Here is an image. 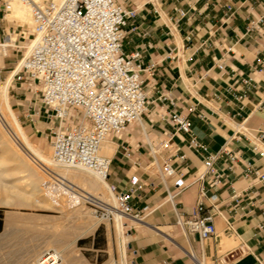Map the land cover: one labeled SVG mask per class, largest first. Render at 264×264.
Listing matches in <instances>:
<instances>
[{"label":"crops","instance_id":"obj_1","mask_svg":"<svg viewBox=\"0 0 264 264\" xmlns=\"http://www.w3.org/2000/svg\"><path fill=\"white\" fill-rule=\"evenodd\" d=\"M130 1L136 7V17L131 22L136 27L133 31L127 28L123 51L139 50L143 65L153 66V75L145 74L150 112H145L143 121L136 122L138 126L128 125L127 131L105 139L117 145V139L125 134L129 133L131 140L142 134L145 141L134 149L149 161L145 142L148 138L164 137L163 130L171 129L162 118L171 109L187 113L192 106L194 112L189 117L197 138L209 152H224L214 167L218 173L216 185L208 184L212 176L207 175L204 181L191 183L176 198L172 195L173 186L168 185L165 199L152 208H143L136 219H128L153 229L156 226L149 221L151 215L163 206L172 210L178 220L176 201L179 210L188 216L194 212L199 188L204 186L203 201L213 215L214 235L203 240L196 234L187 235V245L173 241L183 254L173 255L150 235L128 233L131 264H191L190 254L198 264L205 261L207 264H264V180L253 172L250 176L243 174L246 166L264 170V155L252 148L256 143L264 150V18L257 30L248 29L250 21L258 20L263 14L264 0ZM228 4H231L232 17H228ZM139 32L145 34L138 35ZM26 45L15 43L11 47ZM171 142L183 156H172L171 163L187 182L192 181L203 168V154L188 146L179 134H174ZM123 147L134 152L129 144L122 142L119 152L123 157L127 158ZM112 150L108 180L122 188L120 179L127 176L120 175L126 162L114 153L115 146ZM147 181H141L146 183L144 202L161 187L155 178L148 176ZM148 191L153 194L146 197ZM0 230L1 234L4 224ZM10 234L0 237V246H13L17 258L14 264H27L47 245V240L38 241L30 248L29 238ZM68 260V264H78L72 256Z\"/></svg>","mask_w":264,"mask_h":264},{"label":"built area","instance_id":"obj_2","mask_svg":"<svg viewBox=\"0 0 264 264\" xmlns=\"http://www.w3.org/2000/svg\"><path fill=\"white\" fill-rule=\"evenodd\" d=\"M21 1L31 7L32 30L28 49L12 74L14 84L38 85L40 104L57 122L50 135L54 164L87 169L108 179L111 158L99 154L100 142L109 134H119L131 123L142 121L149 103L145 74L153 75V66L143 65L139 50L123 51L128 29L133 31L136 27L131 25L136 7L130 0ZM226 8L228 17H232L231 4ZM262 8L263 14L258 20L250 21L249 30L259 28L264 18V6ZM4 39L0 38V50H4ZM3 68L0 67V80ZM193 112L192 106L187 113L169 110L162 119L171 129L163 130L164 137L148 138L145 142L150 164L158 166L164 184L173 186L175 198L194 181H204L207 175L212 176L208 184L216 185L215 163L224 154L223 150L209 152L197 138L189 117ZM174 134L183 136L188 146L203 154V168L190 182L171 163L172 156L183 157L178 148L172 147ZM252 148L264 155V150L256 143ZM123 150L128 156L130 151L125 147ZM135 164L140 166L139 161ZM42 171L48 178L43 180V186L59 199L93 205L107 218H113L114 211L138 215L139 209L133 208L132 201L143 183L133 175H129L122 188L109 185L115 198V205L111 206L81 189L53 166L44 165ZM252 172L264 180V170L257 171L251 166H246L243 174L250 176ZM204 196L205 188L201 186L194 212L188 216L178 208L185 234H196L202 240L215 233L213 215L203 201ZM43 256L48 257V253ZM191 260V264H198L196 258ZM49 261L52 263L53 259Z\"/></svg>","mask_w":264,"mask_h":264},{"label":"rangeland","instance_id":"obj_3","mask_svg":"<svg viewBox=\"0 0 264 264\" xmlns=\"http://www.w3.org/2000/svg\"><path fill=\"white\" fill-rule=\"evenodd\" d=\"M6 3V1L0 0V38H6L8 35L11 34L14 38V42L18 46L26 45L31 38V30L29 28H26V24L21 25L20 21L16 17L10 16L12 19L9 17V15H7V17H4L7 13L5 9ZM28 11L29 18L31 19L30 10ZM10 48L11 51L8 54V57H6L4 60V68L1 80H4L6 76L10 73L12 68H14L17 60L22 57L23 52L25 50V47ZM39 96L40 91L38 85L29 82H23L22 84H14L13 81L11 83V87L9 84L7 102L9 103L10 108L18 123L21 125L22 130L25 132L26 136L32 141V144L38 146L44 153L50 154V135L51 131L55 129V125L57 124V122L51 115L47 114L44 107L40 104ZM149 110L150 108L148 107L146 114L150 112ZM146 124L148 125L149 121H147ZM130 125L133 127L138 126L136 122H133ZM127 127L123 131H127ZM115 135V133L109 134V136L113 137ZM129 135V133L125 134L121 138L117 139L118 143L117 145H115L114 153L126 162L123 164V166H125V169L123 171L124 173L120 176H127L128 178L129 175H133L137 177L140 181L144 180V182H148L147 179L148 176H150L151 178H155L156 182L159 183L161 186L159 188V191L155 193V196L157 197L152 196L148 199L147 202L143 201V199H145V197H143V188L138 193H135L132 204L134 209H139L137 211L140 215L143 213V208H152L159 204L163 199H165L167 195V192L165 190L169 186L163 183V179L161 177L162 175L158 166L150 164V161L146 160L145 155L136 154L138 153V151L134 148L137 146L138 143H142L145 141V138L142 136V134L136 135L135 139L133 140H131L130 138L128 139ZM12 137L14 138L12 133L8 131V128L0 119V148H2L3 150L2 152L0 149V154H3L2 159H4V157L9 158L12 154L15 156V159L19 158L18 155L14 154L12 148L8 146L9 143V145H12L14 149L17 148L18 152L21 154L20 156L25 157V159H27L29 163L34 165V163H32L29 158L17 147L15 142L12 140ZM122 142H125V144H129V146L134 149V152H130V155H128L127 158L123 157L122 153L119 152L121 150L120 145ZM113 155L107 157L110 158ZM135 160L139 161L140 166H137L135 164ZM8 163L12 165L11 161ZM10 165L8 167L12 168V166ZM35 167H37L39 173H41V176H45L44 180L48 179L47 175L42 171V169H40L37 165H35ZM13 172L7 175L11 176L8 181L17 185L21 189V191H23L24 189H30L31 185H29V179L27 178L25 172ZM140 176H142V179L140 178ZM125 178L120 179L121 185L126 184L127 178ZM108 183L110 185L109 180ZM75 184L77 186L80 185V183H78L79 185L77 183ZM81 186L79 187L83 190H88L86 188L84 189V187ZM115 186L117 189L121 188L117 185ZM143 186L146 187V183L143 184ZM152 194L153 191H148L146 197H149ZM48 195H51L50 197L55 200L53 202H50L46 199V202L40 203L42 200L40 202H34L32 198H28V196H22L21 199H14V197L11 196L8 197L7 203L0 204V228L3 227L5 215L11 214L12 231L10 235L29 238L31 243L29 247L32 248L34 247L32 243L38 241L45 243L46 239L48 240L52 235H55V228L52 224L56 221L60 222V224L62 225L61 228H57L58 231L56 230L60 234L61 231L62 233L67 231L74 232V224L87 221V226L89 227L93 225V228L91 230H88V227L79 228V230H76L77 234L74 233L75 235H73L71 239L67 240L69 242H67L65 245H62L61 248L58 249V251L60 253H63V250H67L65 251L68 252L67 254L71 252L72 258H75L78 264H120L121 256H119V241L114 225V217L107 218L103 216L101 214V211L96 209L93 205L80 203L81 206L80 204H76L74 205L73 209L81 207L80 209H82L83 214H77L72 216L70 219H66L65 214L68 213V208L66 207V204H68L67 206H70L71 204H73V202L69 199L64 198H58L60 200H58V202L57 199L52 196V194L49 193ZM111 200L112 196L109 202H107L109 203V205L112 204ZM176 207L179 208L178 205ZM120 220L121 222H124L125 225V227L123 228L121 224V234L124 242V253H126L123 258L125 262L127 261L126 264H131L127 250V241L130 238L128 233L130 235H150L152 236L151 238L153 240H159L162 244L168 247L173 255H183L181 251L177 248V246L173 243V241L179 244L187 245L188 239L183 227L178 224L177 218L173 214L172 210L166 209L163 206L156 208L151 215V219L149 220L150 223L156 226L153 227V229H149L144 225L137 224L125 218ZM69 225L71 227H69ZM45 248L51 249L53 247L45 245L38 252L41 253L42 250H44ZM14 254L15 251L13 250V246H0V264H3V262L5 264H14L16 262L15 259H17ZM18 259V262H20L21 258ZM204 263L207 264V261H205Z\"/></svg>","mask_w":264,"mask_h":264},{"label":"bare ground","instance_id":"obj_4","mask_svg":"<svg viewBox=\"0 0 264 264\" xmlns=\"http://www.w3.org/2000/svg\"><path fill=\"white\" fill-rule=\"evenodd\" d=\"M35 1L38 3L43 2L42 0H35ZM30 8L31 7L28 3L23 2L21 0H9L5 6L7 13L5 14L4 17H7V15H9V17L10 16L16 17L20 21L21 25L26 24V26H27L26 28H29L30 30H32V18L30 19L29 15H28V12H29L28 10H30ZM9 17H8V19H9ZM24 36H25V34H24ZM13 39L14 38L11 34L8 35L4 39V42H5V43L3 42L4 50H0V67H2L4 64V57H6L10 53V51H11L10 47L15 45ZM28 46H29V42L25 46V50L23 52V55L26 53ZM23 55H22V57H23ZM22 57H20V59L17 60L16 65L14 66V68H12V70L6 76V78L4 80H0V119L8 128V131H10L12 133V135L14 136V138L12 137V140L15 142L17 147L21 150V152H23L29 158V160L32 163H34V165L29 163V161L27 159H25V157L20 156L21 154L18 152L17 148L14 149L12 147V145H9V143H8V146L10 148H12L14 154L18 155L19 158L15 159V156L12 154V155H10L9 158L4 157V159H2L3 154L2 155L0 154V204L7 203V198L10 196L14 197V199H21L22 196L23 197L28 196V198L31 197L34 202H40L42 200L40 203L46 202L47 200H49L50 202H53L55 199L53 200L50 197L51 195L50 196L48 195L49 193L52 194V196H54L58 201L59 199L56 197V195H54V192H52V190H49L48 188L43 186V183H44L43 180H44L45 176H41V173H39V170L37 169V167H35V165H37L40 169H42V167L44 165H48V166H53L54 168H56L58 172L67 176V178L71 179L72 182L77 183V184L80 183V185L78 184L79 186L82 185L81 187H84V189L85 188L88 189L87 190L88 192H90V193L92 192L91 194L93 196L98 197L100 200L104 201L105 203L109 202V200L111 199V196H112L111 206L115 205L114 194L109 189L108 179H104V178L100 177L98 174H96L95 172L87 170V169L71 167V166H57V165H55L53 160H52V149H51L50 154L44 153L38 146H35L32 144V141L26 136L25 132L22 130L21 125L18 123L17 119L15 118V116H14V114L10 108L9 103L7 102L9 84L11 87V83L13 82L12 74L15 70L18 69L19 62H20ZM4 128H5V126H4ZM4 139H5V137H4ZM112 146L114 147L115 144L112 145V142H109L108 140H106L104 138L100 142V145H99V154H101L103 156H110L112 154L111 151H113ZM0 149L3 152L2 148H0ZM8 155H7V157H8ZM10 161L12 162L11 163L12 165H10V163H8ZM9 165L12 166V168L8 167ZM13 171H15V172H13ZM17 171L25 172L27 178L29 179V185H31L30 189H28V190L22 189L23 191H21V189L17 185L8 181V179L11 178V176H7V175H9L11 172L16 173ZM111 201H110V203H111ZM66 203H67V201H66ZM81 204H80V206H81ZM67 205L68 204H66V207L68 208V210H67L68 213L65 214L66 219H70L72 216L77 215V214H83L82 209H80L81 208L80 206H78L80 208H74L73 209V207H74V205H76V203L73 202V204H71L70 206H67ZM11 216H12L11 214L5 215V218L3 221L4 222V230L0 234V237L9 236L10 232L12 231ZM113 217H114V225L116 228L118 241H119V252H120L119 256H121L120 264H126V262L123 258L125 256V253H124L125 251H124V245H123L124 242H123L122 234H121V224H122V227H124V222H121L120 219H123V218H125V219H136L137 216L125 214V213L120 212V211H114ZM91 220H92V218H91ZM177 222H178V224L181 225L180 218L177 220ZM87 224H88L87 221L86 222L83 221L81 223L74 224V225L72 224L74 227V232H71V231L68 232L67 231V232L62 233V231H61V234H60L59 232H57L58 231L57 228L58 227L61 228L62 225L58 221L54 222L52 225L55 228L54 229L55 235H52L48 240L46 239L47 240L46 246H52L53 248H51V249L45 248L44 250H42L41 253L40 252L35 253L30 260L28 259L29 261L27 264H52V263L53 264L54 263L68 264V261H69L68 257L71 258V256H69L70 253L67 254L68 252L66 253L65 251H63V253H60L58 251V249L61 248L60 246H62V244L60 246H58V244L61 242H64V243L69 242L67 240L71 239L72 236L75 235L74 233L77 232L76 230H79V228H81V227H88ZM69 227H71V226L69 225ZM92 228H93V225L89 226L87 229L91 230ZM59 230H61V229H59ZM64 243H63V245H64ZM35 251H38V250H35ZM46 253H48V257L43 256ZM190 256H191V259L195 258L192 256V254H190ZM50 259H53L52 263L49 261ZM1 262H3V261H1ZM3 264H5V263L3 262Z\"/></svg>","mask_w":264,"mask_h":264}]
</instances>
